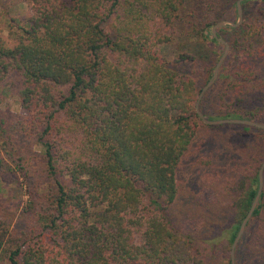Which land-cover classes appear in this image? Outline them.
<instances>
[{
  "label": "trees",
  "instance_id": "1",
  "mask_svg": "<svg viewBox=\"0 0 264 264\" xmlns=\"http://www.w3.org/2000/svg\"><path fill=\"white\" fill-rule=\"evenodd\" d=\"M111 1L33 0L18 43L0 36V83L17 88L25 111L10 115L7 137L35 138L56 184L27 231L12 232L0 219V264H207V248L194 249L167 216L178 193L177 169L201 119L203 87L169 65L145 26L146 14L129 22L127 32L123 18L116 33L106 31L103 23L132 8L128 0ZM221 1H198L193 25L206 11L215 14ZM157 4L161 15L179 10L176 0ZM252 4L264 19V0L243 1L244 21L233 27H243V38H234L221 66L222 74H234L223 96L232 91L235 98H222L219 117L264 123V31L259 28L256 42L245 37ZM207 104L205 95L200 105ZM260 164L242 179L238 219L227 227L229 248L257 194ZM263 213L264 189L253 217ZM252 227L249 221L244 235L254 242Z\"/></svg>",
  "mask_w": 264,
  "mask_h": 264
},
{
  "label": "rangeland",
  "instance_id": "2",
  "mask_svg": "<svg viewBox=\"0 0 264 264\" xmlns=\"http://www.w3.org/2000/svg\"><path fill=\"white\" fill-rule=\"evenodd\" d=\"M104 1L107 6L112 4L111 0ZM128 1V6H132L130 14L103 23L106 31L116 33L123 18L122 26L127 32L129 22L132 26L138 14H146L145 26L154 33L158 50L169 65L186 77H195L200 87L212 78L226 49L219 39L228 43L230 52L234 38H243V27L240 31L231 25L223 26L225 32L218 28L216 39L213 34V27L219 21H238L237 0H225L231 5L228 13L224 11L226 2L221 1L217 12L206 11L203 22L197 26L193 25L192 8L201 0H176L179 10L170 15L160 14L159 0ZM150 3H156L154 9L146 8ZM33 4V0H0V36L8 45L18 43L26 18L33 12ZM139 8L142 13H137ZM251 8L254 10L245 37L256 42L259 28L264 31V19L258 14L256 4ZM119 11L123 13L122 9ZM217 13L222 18L218 19ZM243 21L244 16L241 24ZM221 72L220 68L217 79L202 96L209 97V104L199 105L209 119L223 118L219 117L225 107L222 98L225 101L235 98L232 91L223 96L224 85L234 74ZM220 74L222 79L209 91ZM17 91L16 87L0 83V219H4L10 231L17 229L22 233L31 226L35 212L46 205L48 192L53 191L56 184L46 170L44 148L35 138L21 135V139L14 142L7 137L10 126H14L13 122H8L10 115L25 113ZM197 120L195 136L177 169L178 193L167 216L177 230L193 239L194 249L207 248V264H231V231L227 227L238 219L237 202L243 177L252 175L255 167L264 161V131L255 128L245 131L239 123L207 124L202 119ZM249 221L253 226L250 236L254 242L244 235V231L236 253L241 254L243 264H264V213L259 218L252 216Z\"/></svg>",
  "mask_w": 264,
  "mask_h": 264
},
{
  "label": "water",
  "instance_id": "3",
  "mask_svg": "<svg viewBox=\"0 0 264 264\" xmlns=\"http://www.w3.org/2000/svg\"><path fill=\"white\" fill-rule=\"evenodd\" d=\"M243 1L245 0H238L237 1V11H238V21L235 22H231V21H219L214 27H213V33L214 35L217 37V29L221 28L223 26H227V25H231L233 27H236L238 25L241 24L242 20H243ZM222 43H224L226 45V49L223 53V55L220 57L219 61L217 62V65L215 67V71L214 74L212 76V78L208 81V83L202 88V91L200 92L199 98H198V102H197V113L200 116V118L207 124H223V123H239V124H246V125H251V126H256L259 128L264 129V123H261L259 121L253 120V119H248V118H239V117H227V118H220V119H209L207 118L204 113L201 111V109L199 108L200 105V100L202 99V96L205 92V90L207 88H209L212 83L217 79L220 68L229 52V45L228 43L224 40V39H219ZM263 187H264V161L260 166L259 169V187H258V191L257 194L254 198V201L247 213V215L244 217L239 231L234 239L233 245H232V251H231V264H236V247L237 244L239 242V240L241 239L247 224L249 222V220L251 219V217L254 214L255 209L258 206V203L260 201V197L263 191Z\"/></svg>",
  "mask_w": 264,
  "mask_h": 264
}]
</instances>
